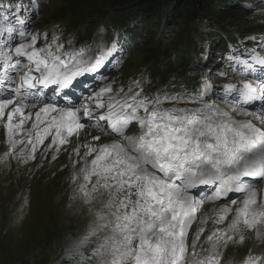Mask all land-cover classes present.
Returning a JSON list of instances; mask_svg holds the SVG:
<instances>
[{
	"label": "snow or ice",
	"instance_id": "1",
	"mask_svg": "<svg viewBox=\"0 0 264 264\" xmlns=\"http://www.w3.org/2000/svg\"><path fill=\"white\" fill-rule=\"evenodd\" d=\"M39 11L42 6H34L15 22L2 17L0 128L6 151L0 164L35 160L49 139L41 159L51 151L55 161L86 129L99 133L69 155V200L92 216L74 253L92 248L94 264H221L220 250L230 243L243 245L250 232L264 238V190L258 187L264 183V56L253 49L248 59L233 58L230 66L251 79L221 86L217 98L229 111L206 100L214 88L206 78L200 94H144L142 79L114 92L100 69L111 63L117 42L76 49L69 35L65 50L61 34L53 31L49 40L47 30L31 31ZM171 100L199 106L164 108ZM101 136L114 139L101 143ZM206 201L224 203L213 209L207 247L200 245L207 215L189 245ZM242 264H264V254L249 250Z\"/></svg>",
	"mask_w": 264,
	"mask_h": 264
},
{
	"label": "rangeland",
	"instance_id": "2",
	"mask_svg": "<svg viewBox=\"0 0 264 264\" xmlns=\"http://www.w3.org/2000/svg\"><path fill=\"white\" fill-rule=\"evenodd\" d=\"M236 1L237 6L231 9L228 8L229 4L223 6L221 1H216L214 12L217 16L227 10L235 14L238 17L236 19L238 22L234 24L239 26L242 23L248 27L247 31L235 29L243 35V41L247 40V32H264V2L262 0ZM83 3H87V1L37 0L34 4H30L29 8L33 11L34 6L37 9L42 6V11H39V14L32 20L31 29L35 28V32L39 30L41 33L47 30L48 35L50 34L51 36L53 31L61 35H69L72 31V18H77L78 13L88 8L83 6ZM162 3L163 0L159 2L158 7H161ZM239 4H243L246 7ZM101 16V13L94 8L89 15V21L97 20ZM54 26L58 27L54 28ZM179 26V28L175 29V31L172 30L171 34L166 36V44L175 45L179 49L181 44L186 42L192 44L195 39L199 40L198 43H203L201 37L203 39L204 36L198 27V23L192 25L196 29L183 26V24ZM109 34L108 29L101 27L97 29L93 42L96 43L101 40L104 42ZM145 47H147L145 52L143 50L135 51L131 56L123 57L122 60L126 61L125 64L121 63L122 69L110 80L114 92L122 85L125 86L133 80L145 79L146 69L143 63L147 60L146 57L152 54L156 47L165 48V45L164 43L159 44L158 40L155 43L152 40ZM98 51L99 49L92 52L91 55L94 56ZM165 51H169V49L166 48ZM210 52L214 53L212 58L215 60V69L220 74H223L221 78L215 77L216 82L240 81L241 76L239 74L234 72L231 67H228L222 59L219 62L216 51ZM156 85L159 86L161 84L157 83ZM221 86L222 84L219 83L216 89L210 92L211 98L206 97V100L209 103L215 102L225 111H229L230 107L217 98L221 91ZM171 102V105L174 106H186L180 105L175 100ZM188 103L189 105L194 104ZM237 118L243 119V117ZM2 131H0L1 135L3 134ZM93 133L99 135L98 132L92 131L91 133L88 132V135H82L79 139L72 138L69 144L65 146L66 150H61L55 161L51 158L53 154L51 151L46 154L43 160L41 159V153L44 152L48 143H50L49 139L39 148L35 160L20 165H17L13 160L10 168L6 164H0V264H84L86 259L85 249H80L83 255L75 254L74 249L77 248L78 242L86 234V229L92 220V216L86 206H77L76 203L69 200L71 195L69 186L71 163L69 155L77 144L83 145L88 142L82 143L83 139L91 137ZM2 136L0 155L6 151L4 134ZM102 138L106 139V136H102ZM107 138L109 141L114 139L113 137ZM84 151L85 149L81 147V156ZM72 159H75V156ZM214 206H222V204ZM213 209L211 205H208L197 217L195 224L190 230L189 245H191L192 237L197 229L202 226L201 220L207 215L209 220L206 225H203L205 232L200 240V245L207 247V244L204 243L205 237L215 227ZM65 218H68L69 221H66ZM246 235L247 239L243 245L230 243L226 248L220 250L221 264H242L249 250L253 254H264V238L257 239L255 233L252 232ZM94 246L95 244L93 243ZM197 251H200V246H198Z\"/></svg>",
	"mask_w": 264,
	"mask_h": 264
},
{
	"label": "trees",
	"instance_id": "3",
	"mask_svg": "<svg viewBox=\"0 0 264 264\" xmlns=\"http://www.w3.org/2000/svg\"><path fill=\"white\" fill-rule=\"evenodd\" d=\"M87 3H83L86 6L85 11L78 13L76 21L83 23L91 14V11L95 10L100 12L102 16L109 15L110 24L112 27L123 31L130 27H134L136 31L131 33L137 37L135 39L136 45L132 51H146L145 45L150 41L158 40V42H166V34L172 30L179 28L181 24L196 29L192 26L198 23V27L203 32L204 38L200 49L203 51L205 44L212 45V49L216 51L228 52L230 44L234 41L235 35L230 33L232 30L235 33H239L235 29H243L247 31L248 27L242 23L239 26L234 23L238 22L235 14L227 10L221 13L219 19L214 12L216 1H221L223 6L226 4L228 8H234L236 4L234 0H163L161 7H158L161 0H86ZM218 5V4H217ZM229 26H228V25ZM238 24V23H237ZM234 29H231V28ZM199 42L198 39H195ZM228 40H231L228 44ZM140 41L145 42L140 45ZM145 47L144 49H142ZM174 48V47H173ZM169 49V46H168ZM176 49V48H174ZM197 52L198 62L202 61V51ZM178 60L166 62V60H160V50L157 47L153 50V53L146 57V63H158L159 70H176L180 67V79L182 81L194 82L198 81L194 77V73L188 71L189 66L187 61L189 59L188 49L179 50ZM214 57V53L211 54ZM185 67H188L185 69ZM168 79V77H165Z\"/></svg>",
	"mask_w": 264,
	"mask_h": 264
},
{
	"label": "bare ground",
	"instance_id": "4",
	"mask_svg": "<svg viewBox=\"0 0 264 264\" xmlns=\"http://www.w3.org/2000/svg\"><path fill=\"white\" fill-rule=\"evenodd\" d=\"M2 128H0V131H2L1 130ZM2 133H3V131H2ZM85 134H87L88 135V130L87 131H85ZM3 135V134H2ZM1 134H0V141L3 139V136H2ZM92 135H98L97 133H93ZM89 139H91V137H89V138H86V139H83V141H82V143H84V142H86V141H89ZM107 140V141H106ZM108 142L109 141V139L106 137V139H104V138H102V136H101V141L100 142ZM221 205V204H220ZM223 205V204H222ZM214 209H217V208H219L220 206H212ZM233 207H235V206H233ZM211 208V207H210ZM212 210V209H211ZM206 212V211H205ZM65 220L66 221H69L68 220V218H65ZM70 223V222H69ZM213 229V228H212Z\"/></svg>",
	"mask_w": 264,
	"mask_h": 264
}]
</instances>
